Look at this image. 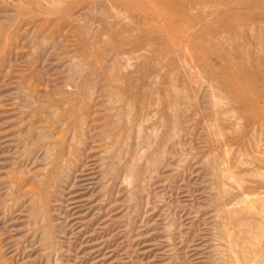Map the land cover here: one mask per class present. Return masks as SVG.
Listing matches in <instances>:
<instances>
[{
	"label": "rangeland",
	"instance_id": "1",
	"mask_svg": "<svg viewBox=\"0 0 264 264\" xmlns=\"http://www.w3.org/2000/svg\"><path fill=\"white\" fill-rule=\"evenodd\" d=\"M153 7L0 0V264H264V111L227 94L222 65L246 58L233 42L264 57V5L235 10L244 35L208 70L193 31L140 46Z\"/></svg>",
	"mask_w": 264,
	"mask_h": 264
},
{
	"label": "bare ground",
	"instance_id": "2",
	"mask_svg": "<svg viewBox=\"0 0 264 264\" xmlns=\"http://www.w3.org/2000/svg\"><path fill=\"white\" fill-rule=\"evenodd\" d=\"M151 1L153 2V6H154L153 12L156 13L157 15L158 14L160 15L161 22L158 23L156 26L155 25L151 26L149 23H148L149 25L143 24L144 28L139 33L142 36L141 39H143V41L140 43V46L142 45V43H145V45L151 44L149 43L150 41H152L155 45L163 43V41H159V40H163L164 38L163 39L158 37L154 38L152 36L153 31H157V33L163 32L164 35L167 37V39H172L173 37L172 35L174 34L175 31L176 34L179 36L178 38L176 37V39H182L184 35L182 33L183 31L187 33L193 31V33H195V36H193L188 47V50L191 52L189 56L190 62L206 70L211 69L210 68L211 64L209 60L212 57H220V55H223V51L226 48L225 46L228 41H234L235 38L238 39L244 35L242 30L238 27L240 22L235 20V14L237 13L235 10L241 7L255 8L260 5H264V0H151ZM140 5L141 7L145 6L144 4H140ZM208 6H212L217 9L220 8L223 9L220 11L221 14L218 20H216V22L209 25L206 24V22H204V18L214 13L207 12L206 8ZM194 10L196 13H193ZM173 20L179 23L177 26L178 29H176L175 25L173 26L171 24V21ZM172 28H174L173 31ZM221 32L223 33V37L219 41H215L213 39H205L206 38L205 36L207 34H217ZM231 34H234L232 36L234 37V40L232 39ZM176 39L175 42H177ZM184 40L185 38L182 41ZM175 42L173 46L174 48L176 47L177 44ZM232 46H233V50L235 51L239 50L243 52V55L246 56V58H244L245 60L243 59V61L237 63H233L229 60L223 59L222 65L224 69L227 71V74L224 77L223 82L229 84L228 87L229 89H227L226 92L227 94L228 92L233 93L234 94L233 96L235 97L238 104L250 105L254 113L264 111V57L261 58L251 57L249 55L250 51H248L246 47L239 49L238 44L236 42H233ZM82 47H83V40L80 43L81 50ZM261 50L262 49H259L258 51ZM205 56H207L206 59ZM130 69L131 68H129V70ZM214 69L216 70L218 69V67L214 66ZM120 77L122 78V80L126 81L127 85L121 88V90L119 89V91L115 90L117 95H115V92L109 93L108 97L112 102L122 101L124 97H122L121 92L125 94L130 90L131 75H127L126 73L123 72V74ZM119 78L117 79L119 80ZM117 79L114 77L112 79V82L114 83L115 81H117ZM168 90L170 92V95H168V100L165 103L166 106L170 104V108H172L173 110V114H174L173 120L176 126L177 113H178L177 101L179 98V91L176 83H172ZM89 92L90 93L87 99V103L90 102V100L92 99L94 90L90 89ZM130 95L131 96L129 101L131 105V110H135L134 102L139 96L133 93H130ZM109 114L110 113L108 111L105 117V126H104V128H106V130L108 129V131L114 128L112 122L113 117L110 116ZM111 115L113 114L111 113Z\"/></svg>",
	"mask_w": 264,
	"mask_h": 264
}]
</instances>
